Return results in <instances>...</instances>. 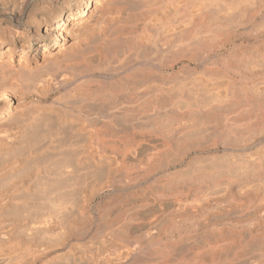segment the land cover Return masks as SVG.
<instances>
[{
	"label": "bare ground",
	"instance_id": "obj_1",
	"mask_svg": "<svg viewBox=\"0 0 264 264\" xmlns=\"http://www.w3.org/2000/svg\"><path fill=\"white\" fill-rule=\"evenodd\" d=\"M0 264H264V0H0Z\"/></svg>",
	"mask_w": 264,
	"mask_h": 264
}]
</instances>
